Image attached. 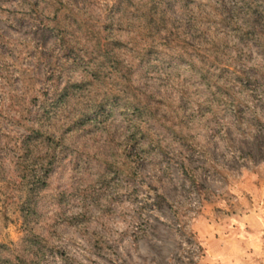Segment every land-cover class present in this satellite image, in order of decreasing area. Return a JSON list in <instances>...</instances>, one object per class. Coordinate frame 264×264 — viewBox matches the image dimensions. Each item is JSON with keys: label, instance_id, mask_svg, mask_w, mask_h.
<instances>
[{"label": "rangeland", "instance_id": "obj_1", "mask_svg": "<svg viewBox=\"0 0 264 264\" xmlns=\"http://www.w3.org/2000/svg\"><path fill=\"white\" fill-rule=\"evenodd\" d=\"M26 1L0 0V264H264V0Z\"/></svg>", "mask_w": 264, "mask_h": 264}, {"label": "trees", "instance_id": "obj_2", "mask_svg": "<svg viewBox=\"0 0 264 264\" xmlns=\"http://www.w3.org/2000/svg\"><path fill=\"white\" fill-rule=\"evenodd\" d=\"M22 3H27V1L26 0H22ZM37 3L38 2L36 1L35 4H37ZM34 7L35 6L33 5V9H34ZM262 14L264 15V10L262 11ZM263 19H264V16H263ZM258 21H259V18H255V16H254V32H255V34L257 33L255 31V29H257ZM58 41H59V39H58ZM0 45L7 50V55L9 57H13L14 56L15 51L13 49L12 42L8 41V40H4L1 35H0ZM97 49H98L97 51H100V55L101 56L102 55L106 56V57L108 56L107 55L108 54V50H107V47H106V43L104 41L99 40L97 42ZM6 58H7V56L0 57L1 61L4 62L3 64L5 65V67L3 65L0 66V71H3L4 69L7 68L8 64L5 63V59ZM105 59H108V58H105ZM105 62H103V64H105ZM103 64H101V65H103ZM101 65H96L94 67V69L96 70L97 68L101 67ZM13 66H14V64H13ZM16 79L20 80L21 78L18 76L17 78L13 79V78H10V76H8V75L5 76V74H2L0 72V82H1L0 83V86H1L0 90H5V87L10 86L9 84H13ZM60 98H62V97H60ZM0 114H1V111H0ZM41 137H42L41 133L37 132L35 129H31L30 134L26 135V136H24L22 138V143L21 144H22V151L25 153L24 158L27 156V154L32 153V150L28 146V144H30L32 141H40ZM20 160L21 161H20V164L18 166V168H19L18 170H20L22 178L25 179V180L36 179L37 181H35V182L37 184H34V185H38L39 188L44 187V185H45L44 178L47 177V175L49 173L48 170L44 166H41L42 168H41L40 172H35L33 163L29 164V161L26 160V159H23V158H21ZM34 173H37V175L34 174ZM27 183L28 182L26 181L25 184H27Z\"/></svg>", "mask_w": 264, "mask_h": 264}]
</instances>
